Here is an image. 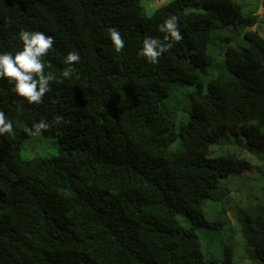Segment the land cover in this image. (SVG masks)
I'll list each match as a JSON object with an SVG mask.
<instances>
[{
    "label": "trees",
    "instance_id": "trees-1",
    "mask_svg": "<svg viewBox=\"0 0 264 264\" xmlns=\"http://www.w3.org/2000/svg\"><path fill=\"white\" fill-rule=\"evenodd\" d=\"M260 1L170 0L147 14L143 0H0V52L23 50L21 30L51 35L42 60L55 77L40 103L0 78V111L33 132L43 121L39 132L59 140L57 156L25 159L22 134H0V264H218L203 228L228 229L221 264H236L239 244L264 264V175L231 177L253 167L250 152L264 160ZM173 15L183 38L151 64L143 40L163 41L158 26ZM69 52L80 62L65 64ZM177 82L194 88L178 124ZM224 137L246 142L212 156Z\"/></svg>",
    "mask_w": 264,
    "mask_h": 264
},
{
    "label": "clouds",
    "instance_id": "clouds-1",
    "mask_svg": "<svg viewBox=\"0 0 264 264\" xmlns=\"http://www.w3.org/2000/svg\"><path fill=\"white\" fill-rule=\"evenodd\" d=\"M261 7H263L262 4L259 9ZM255 26L256 28L259 26L261 34L264 35V25L262 26L259 22L253 27ZM253 27L251 29H256ZM158 31L166 34L163 41L159 38L145 37L140 51V55L151 64H157L159 58L173 46V43L183 38L179 30L178 18L175 15L164 20L158 26ZM109 34L115 51L119 53L125 47L124 39L116 29H111ZM19 38L23 41L22 51L15 54L0 52V78H9V83L15 85V92L26 98L28 103H40L45 93L50 90L49 82L55 79L53 74H45V64L42 60L53 47L54 37L40 31L21 30ZM80 60L78 52H69L64 63L71 66L73 62L79 63ZM72 72L73 68L67 67L62 75L69 78ZM47 127L48 125L43 121L33 124V129L37 133ZM12 131L13 122L6 118L4 112L0 111V134L12 133Z\"/></svg>",
    "mask_w": 264,
    "mask_h": 264
},
{
    "label": "rangeland",
    "instance_id": "rangeland-1",
    "mask_svg": "<svg viewBox=\"0 0 264 264\" xmlns=\"http://www.w3.org/2000/svg\"><path fill=\"white\" fill-rule=\"evenodd\" d=\"M170 0H143V6L145 8V11L147 14H152L154 10L169 2ZM240 1V0H238ZM263 1V0H261ZM259 2L260 4H263L262 2ZM185 11H193V12H203L205 11L204 5H190L185 8ZM257 13L261 16L264 15V8L261 7L257 10ZM253 28H256L253 27ZM216 65H219V61L217 60ZM223 64L220 66L222 67ZM193 84L190 83H184V82H177L174 84L173 90L175 92L176 97L178 99V107L176 109V120L177 124L182 120H187L189 117L190 112V101H189V91L193 90ZM13 129L20 132L23 135V141L20 146V152L21 155L25 159H33V158H52L54 156H57L59 154V140L56 135L53 134H45L43 132H33L31 128L29 127L27 122H15L13 123ZM242 140L246 142V139L244 138H227L224 137L218 142L214 143L210 147V154L212 156L214 155H221L226 154L228 152H234L236 151V147L239 145V141ZM179 144V141H176L173 143L172 147L175 148ZM247 151V149H245ZM250 152V151H249ZM252 157L253 159V167L251 169L245 170L243 172H236L234 175L238 174L239 178H241L244 182L243 177L248 179L258 178L262 175H264V160L261 158L255 157L256 154ZM264 152H261L260 155H263ZM247 157L249 155L246 152ZM231 177H224L222 178V182L225 183L229 178ZM249 183L247 185L245 184L243 189H246ZM242 188V187H241ZM253 190L250 191V194L253 195V200H258L262 195L259 191H257V188L252 187ZM256 189V191H255ZM237 199L236 201H238ZM209 203L206 205V216L208 219L211 220L210 212L208 211ZM221 207V206H220ZM222 208V207H221ZM179 219L183 225H190L191 220L187 217V214L180 213ZM232 222V221H231ZM228 232V229H226L224 233ZM199 234L202 239V249L207 258H213L217 260L218 264L222 263L223 260V248L222 244H228V240L230 237L227 236V239L224 237L221 242L222 235H216L213 232L209 231L207 228H203L199 230ZM241 245L236 246L235 251V258H236V264H261V261L255 257L250 251H247V249H244L243 247H240Z\"/></svg>",
    "mask_w": 264,
    "mask_h": 264
}]
</instances>
